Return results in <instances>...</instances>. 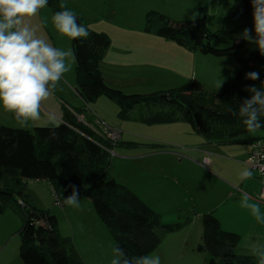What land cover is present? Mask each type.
I'll return each instance as SVG.
<instances>
[{"label": "trees", "instance_id": "obj_1", "mask_svg": "<svg viewBox=\"0 0 264 264\" xmlns=\"http://www.w3.org/2000/svg\"><path fill=\"white\" fill-rule=\"evenodd\" d=\"M59 0H49L52 14L63 11ZM250 0H234L227 17L241 20L253 29ZM77 22L83 24L80 16ZM144 31L170 40L189 51L213 57L232 56L236 70L225 75L220 92L212 93L197 79L163 91L125 94L105 84L99 63L110 40L106 34L90 31L86 39L71 40L75 49V84L84 107L73 112L63 106V122L55 126L33 127L31 130L0 125V214L11 209L21 219L18 229L21 264H85L71 237L62 236L58 220L49 210L28 205L24 193L28 180L44 181L62 202L76 185L80 199H88L96 215L117 245L129 256L149 255L166 232L180 227V223L163 224L159 214L150 209L132 191L117 183L111 173L109 149L111 142L77 121L87 107L101 96L118 106L120 119H137L144 124L187 123L205 142L217 144L251 143L260 136L244 138L250 133L239 116V103L250 93L246 85L262 87L264 56L256 45L237 40L227 47L216 48L212 41L216 33L206 25V17L199 9L193 20L174 22L156 11L145 14ZM249 71H258L257 81L245 79ZM264 90V89H262ZM145 109V111H142ZM137 110L132 116V111ZM236 115H233V113ZM89 120H92L90 117ZM264 121V116L261 117ZM264 131V128L256 132ZM55 138H52V133ZM126 145L136 146L130 142ZM161 149L164 145H150ZM22 201L23 205H19ZM187 217L184 223L189 221ZM201 240L196 250L209 256L207 264H257L252 257L235 252L239 236L223 230L216 216L200 215Z\"/></svg>", "mask_w": 264, "mask_h": 264}, {"label": "rangeland", "instance_id": "obj_2", "mask_svg": "<svg viewBox=\"0 0 264 264\" xmlns=\"http://www.w3.org/2000/svg\"><path fill=\"white\" fill-rule=\"evenodd\" d=\"M233 1L234 0H59L60 4L65 5L66 10L72 11L75 15L83 19L82 25L87 29H89V27L106 28L115 40V43L118 44L115 45L112 41V47L121 48L122 46L120 45H123L124 41L127 40L128 43L132 45L131 47L133 50H135V47L139 49L142 48V53L139 54H143L146 50L147 52L142 58L145 60L144 63H146L144 66L149 65V61L152 60V57L159 49L164 56L163 58H168L171 52L165 53L166 51L162 49L165 45L162 43L163 45L158 46L157 42L154 44L153 51L149 52V49L152 48L150 47V40L147 41V39H153L155 38L154 36L157 35L151 32L147 33L143 30L145 14L148 11L152 10L159 12L168 16L172 21L177 22L181 20H195L198 17L199 9H202L206 17L207 27L212 32L216 33V37H214L211 43L212 46L223 48L234 41L241 40L240 33H242L245 28H249L243 25L241 20H234L227 17V10L232 5ZM52 15L51 10L46 6L40 10V13L36 17L31 18L29 23L37 29L38 36L45 38L55 47L63 49L71 47V40L61 36L55 30L51 22ZM45 18H47V23H44ZM252 35L254 36L253 32ZM107 37L109 38L108 35ZM143 39H146V41ZM109 40L111 39L109 38ZM139 40H142V44L135 46ZM195 54L201 56L203 61L205 56L208 60H217V63H208L207 61L205 63L197 62L195 72L198 81L203 83L207 91L212 93L220 92L221 87L218 89L217 83L223 82L225 75H229L236 70V59L232 56L213 57L211 55H203L199 52H195ZM74 64L75 62L72 64V70L63 77L67 81L71 78L75 80ZM154 65H157V63L155 62ZM166 65L171 66L169 62L166 63ZM142 66L143 65L136 66L135 68L129 69L128 72H121L118 76H112L115 79L107 78V81L114 86L112 88L118 89L125 94H143L154 92L155 90H166L168 87L181 86L185 83L184 81H187L185 76H174V78H172V80L174 79L173 82L168 83V80H165L167 78H163V75H166L169 71L168 67L163 66L159 67L158 70H155L157 68L151 70L149 66ZM219 69L222 70V76L220 78L217 76L214 78L213 75ZM103 71L105 72L104 67ZM137 74H140L143 80L139 82L135 80L134 76ZM149 80L151 82H149ZM60 88L64 90L63 92H65V90L70 92V89H68L61 80L54 94L49 98L50 103H54V99L56 98L55 94L58 97L66 99L63 94L60 93ZM71 93H73V90H71ZM76 103L78 104L74 105L81 106V102L78 99H76ZM59 104L58 102L57 105L60 107ZM43 106H46L47 109L49 107L45 102ZM89 107L94 108L101 115L99 116L103 119L104 124L115 129L119 134V141L113 144L111 149H109L111 173L115 181L132 191L150 209L159 214L160 217L163 215V219L170 217L168 216L169 213H173V215L175 214V216L181 219L177 220L178 223L181 224L180 227L175 231L166 232V235L164 234V237L162 236L163 241L159 245L160 247L156 249L154 253L152 252L151 255L159 256L161 264H207L209 259L208 254L199 253L196 250L202 231L200 216L197 213L195 214V212L199 210L194 209L192 212L185 210L187 206L192 203L191 200H194V203L199 206L197 197L205 198L208 194L209 196H213L211 193L219 192L220 187H222L218 181L211 178L205 172L206 170L204 171L194 165L198 163L201 167L208 169L210 168L209 165L211 162L208 165H204L202 156L194 157L192 160L195 162L194 164L190 161H183L182 163L176 162L175 166L177 164L176 169L178 170H173L172 167H170L171 164L166 154H155L152 155V158L143 157L141 153L146 151L145 148L126 145L130 142L143 144L147 142L149 143L148 145H164L171 147L174 145L179 146V144L174 143H202L204 140L203 137L195 133L187 123L150 125L141 123L133 118L128 120L120 119L118 117V106L105 96L98 98ZM41 109L43 110V107ZM47 111L48 110L41 111V118L39 120H54ZM142 111H145V109ZM136 113L137 110H133L131 114L134 117ZM85 117L86 120H89L88 115ZM30 123L27 124L30 126H21L14 119L13 114L5 112L3 108L0 107V125L6 127L31 130L33 127L58 125L56 122ZM255 133L256 132H250L244 136H251ZM148 136L162 137L165 139L164 141L167 142L159 140L151 141L148 140L150 139ZM220 146H223L221 148L224 149L233 147L237 150V144ZM178 148H181V145ZM204 155L208 161L209 159L212 160L213 156H210L207 152H205ZM232 165L233 164L229 165L228 168H232ZM24 193L28 197V205L38 209L49 210L58 220L60 234L62 236L70 235L71 221L68 220V209L71 207H67V209L64 210L65 206L62 205L60 207L55 205L50 188L44 181L28 180ZM170 203L171 208H169ZM19 205H23L22 201L21 203L19 202ZM80 205V208H83L82 205H85V203L80 202ZM183 206L185 210L182 209ZM224 210L233 213L234 206H225ZM187 217L192 219V222H190V220L184 223L183 221H185ZM174 221L172 220V222ZM21 223L22 221L18 215L9 208L5 209V211L0 214V264H21L19 257L20 241L18 236V229ZM228 223L232 225V218H230ZM236 227L235 224L229 226V228L234 230L237 229ZM167 243L175 244L176 247V252H173L169 257L162 254V248ZM111 245V249H108V252L105 253L109 254L107 258L109 264H111V259L113 257L114 242H112Z\"/></svg>", "mask_w": 264, "mask_h": 264}, {"label": "crops", "instance_id": "obj_3", "mask_svg": "<svg viewBox=\"0 0 264 264\" xmlns=\"http://www.w3.org/2000/svg\"><path fill=\"white\" fill-rule=\"evenodd\" d=\"M88 31L106 33L111 39L110 40L111 43L109 47L104 51L101 61L99 63V70L101 72L102 78L105 84H107L110 87H114V86L111 85L109 81H107V78H114L112 76H118L121 72H128L129 69L135 68L136 66H141V65H143L142 67L149 66L151 67V70H153V68H157L155 70H158L159 67H163V66L168 67L169 68L168 69L169 71L167 72L168 75L167 74L163 75L164 76L163 78L164 79L167 78L165 80H168L167 82L169 83V82H173L174 79L172 80V78H174V76L175 77L185 76V78H187V81L191 79H197V75L195 72L197 62L205 63L207 61L208 63L210 62L217 63L216 62L217 60H208L206 56L203 58L204 59L203 61L201 56H197L195 52L177 46V44L171 42L170 40L161 38L159 36H154L155 38L153 39H147V41L150 40L149 43H150V47L152 48L149 49V52L153 51L154 44L155 42H157L158 46L163 44L165 45V47L162 48L163 50L166 51L165 53H169L170 51L172 53L171 52H170L171 54L169 53L168 58H163L164 56L159 49V51H157L155 55L152 57V60L149 61V65L144 66V64L146 63H144L145 60H143L142 58L147 51L145 50L143 54H139L142 53V48L139 49L135 47L136 45L142 44V40H139L135 44L134 46L135 50H133V48L131 47L132 45L128 43L127 40L124 41L123 45H120L122 46L121 48H116V47H112V41L115 43V40L106 30V28L89 27ZM143 40L146 41V39ZM115 45L118 44L115 43ZM155 62L157 63V65H154ZM168 62L171 66L166 65V63ZM103 67L105 69V72L103 71ZM219 70L215 72V74L213 75L214 78L216 76L219 78L222 76L221 75L222 70L220 71ZM134 78L138 82L140 80H143L140 74H137L136 76H134ZM65 80L66 79L63 78L62 82L68 87V89H70V92H68L67 90L63 92L64 90L60 88L61 89L60 93H62L64 98L66 99L58 97L55 94L56 98L54 99L53 104L49 102L50 99L45 101V104L49 106L48 109L46 106L45 107L42 106L43 110H48L47 112L51 114L54 120L29 121V123L31 122L30 124H34L35 122H47V123L56 122V124L57 123L59 124L63 122V106L70 112H73L74 108L84 107V102L80 97L79 92L76 91L77 87L75 84V80H73L72 78L69 79L68 81ZM149 82L151 81L149 80ZM164 86H170V85H164ZM171 88L174 87H168L166 88V90ZM71 90H73V93H71ZM163 90L165 89L155 90V91H163ZM76 99H78L81 102V106L74 105V104H78L76 103ZM58 102L60 103L59 104L60 107L57 105ZM87 108L90 114L98 117L100 120L103 121V119L100 117L101 115L94 108H90V107ZM43 110L41 109V111ZM178 123H183V122H176V124ZM169 124L171 125L172 123ZM162 125H167V124H162ZM92 130L96 132L94 128ZM253 136H260L261 138H264V131L256 132L254 135L245 136L244 138H250ZM148 138L147 139L151 141L165 140L162 137H158V136L155 137L148 136ZM133 143H136V146L134 147L140 146L146 149L145 152L141 153L143 157L152 158L153 157L152 155L155 154H159V153L166 154V156L168 157L167 159L171 164L170 167H172L173 170L177 168V164L175 166L176 162L182 163L183 161H190L191 163L194 164L195 162L192 161L193 158L202 156V160H203L205 158L204 155L205 152H207L210 156H213L212 160L209 159V163L210 162L211 163L209 165L210 168L208 169H206L205 167L204 168L201 167L198 163L194 165L203 169L204 171L206 170L205 172L211 178L218 181L222 185V187L219 186L220 187L219 192L211 193L213 196H209V194L207 193L208 195L206 194L207 196L205 198L197 197L199 206L196 203H194V200H191L192 203H190L187 206V209L186 210L184 209L185 208L184 206L186 205H184L182 209L189 212H192L194 209H197L199 211L198 212L196 211L195 214L197 213L199 216L204 213L212 212L218 219L220 226L223 230L233 232L239 236L238 243L235 247V252L239 255L250 256L253 258L255 263H257L256 257L250 254V247L252 242H258L259 244L264 245V224L257 223L256 220L251 215L250 211L240 206L241 190L247 192L249 195H251L256 199H258V194H259V182L256 172H253V177L249 180L241 182L239 179L240 172L245 168H247L246 160L249 152V143L244 141L242 142L239 141L235 143L237 144V150H235V148L233 147L224 149L221 148L223 146L220 145H226V144H217L216 142H205L204 140L202 143L197 142L196 144L174 143V144H179V146H175V145L171 147L162 146L163 148L161 149H153L150 145H148L149 143L147 142L145 144L138 142H133ZM213 143L216 145H214ZM180 145L181 148H178L180 147ZM227 163L233 164L232 168L231 167L228 168L229 165L231 164H227ZM80 202L85 203V205H82L83 208L68 209V220L71 221L70 235H65V236H69V237L71 236L73 240V244L76 250L78 251L79 255L81 256L82 260L85 262V264H96V263L109 264L107 260L109 254H105V253L108 252V249H111L112 247L111 244L113 242V239L109 235L104 224L96 215V212L91 202L88 199H80ZM229 205L234 206L233 213L224 210V207ZM63 206H65L64 210L67 209L68 207L66 205ZM261 207H262V211H264V203H262ZM169 208H171V203ZM168 216L170 217H166L165 219H163L164 218L163 215L161 216V222L163 224H170V223L178 222L177 220H181L177 216H175V214L173 215V213H169ZM230 218H232V225L235 224V226H237L236 230L229 228V226H232L229 225L228 223L230 221ZM172 220L175 221L172 222ZM190 220L189 221L192 222V219ZM200 240H201V235H200ZM162 241L163 238L161 239L159 245L162 243ZM159 245L157 248H155L152 251L153 253L156 251V249L160 247ZM173 252H176L175 244L167 243L162 248V254L166 257L172 255ZM151 253L149 255H151Z\"/></svg>", "mask_w": 264, "mask_h": 264}, {"label": "clouds", "instance_id": "obj_4", "mask_svg": "<svg viewBox=\"0 0 264 264\" xmlns=\"http://www.w3.org/2000/svg\"><path fill=\"white\" fill-rule=\"evenodd\" d=\"M254 21L253 29L245 28L240 38L256 45L264 56V0H250ZM49 4V0H0V107L14 115L21 125L41 118V108L55 92L57 85L66 73L72 70L75 62V49L55 47L45 38L37 35V29L29 21ZM60 7L65 9V5ZM55 30L70 40L86 39L89 31L77 22L76 15L70 10L55 12L51 17ZM44 23H47L45 18ZM258 71L245 74L246 80L257 81ZM262 87L246 85L244 90L250 95L239 103V116L249 132L264 128V82ZM222 87V81L217 88ZM233 115H236L234 112ZM51 119V117H50ZM52 133V138H55ZM253 177V171L245 168L239 174L241 182ZM71 194L63 199V204L80 208V195L76 185H69ZM264 196L256 199L241 190L240 206L248 209L259 224H264L262 211ZM250 254L257 264H264V245L252 242ZM111 264H161L160 257L141 255L129 257L118 245L113 248Z\"/></svg>", "mask_w": 264, "mask_h": 264}, {"label": "built area", "instance_id": "obj_5", "mask_svg": "<svg viewBox=\"0 0 264 264\" xmlns=\"http://www.w3.org/2000/svg\"><path fill=\"white\" fill-rule=\"evenodd\" d=\"M84 114L76 115L77 121L82 122L90 129H95L96 133L102 138L110 141L112 144L119 141V134L115 129L108 127L98 117L90 114L89 110L86 109ZM86 115L92 118V120H86ZM203 164L208 165L209 161L207 158L203 159ZM247 168H250L253 172H256L259 182V194L258 199L264 196V139H254L249 144V152L246 160ZM54 204L62 206V202L54 195ZM21 203V201H19Z\"/></svg>", "mask_w": 264, "mask_h": 264}, {"label": "water", "instance_id": "obj_6", "mask_svg": "<svg viewBox=\"0 0 264 264\" xmlns=\"http://www.w3.org/2000/svg\"><path fill=\"white\" fill-rule=\"evenodd\" d=\"M76 91H78V92H79L78 88L76 89Z\"/></svg>", "mask_w": 264, "mask_h": 264}]
</instances>
